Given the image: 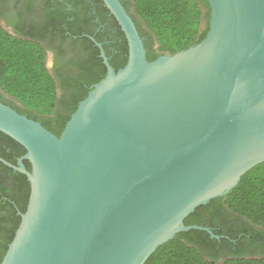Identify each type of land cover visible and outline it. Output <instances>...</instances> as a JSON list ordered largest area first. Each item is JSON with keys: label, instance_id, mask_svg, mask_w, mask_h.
Listing matches in <instances>:
<instances>
[{"label": "water", "instance_id": "obj_1", "mask_svg": "<svg viewBox=\"0 0 264 264\" xmlns=\"http://www.w3.org/2000/svg\"><path fill=\"white\" fill-rule=\"evenodd\" d=\"M127 40L57 136L0 101V131L30 193L0 264H143L184 218L264 162V0H207L198 43L149 61L120 0H101ZM27 159L28 170L23 163Z\"/></svg>", "mask_w": 264, "mask_h": 264}, {"label": "trees", "instance_id": "obj_2", "mask_svg": "<svg viewBox=\"0 0 264 264\" xmlns=\"http://www.w3.org/2000/svg\"><path fill=\"white\" fill-rule=\"evenodd\" d=\"M130 2L131 13L128 12L141 37H145L143 43L149 61L198 43L208 29L207 0ZM94 3L99 21L106 22L111 30L109 41L103 43L102 47L110 56V65L117 70L127 61V40L103 2L94 0ZM83 19L79 21L84 25L78 24L79 27L72 28L76 33H91L89 28L93 26ZM105 34H108V30L94 34L95 41L87 35L75 39L79 41L84 57L75 61L76 73L59 75L61 89L72 90L68 100L60 102L56 95V78L45 65L44 47L37 41L13 37L0 28V101L39 121L58 136L79 101L90 91V85L98 82L106 73L95 44L102 42ZM59 103L63 113L56 112L52 121L51 115ZM25 152L20 143L0 131L1 157L16 164L18 157ZM23 163L30 170L29 161L24 159ZM29 193L30 185L25 174L0 161V261L20 222L18 211L24 212L26 209ZM220 208L235 214L241 226L225 230L213 228L212 232L219 236L218 239L210 238L206 231L200 229L180 231L159 245L143 264H264V162L242 174L239 182L225 195L197 206L184 218V224L206 225L199 220L201 211L219 212ZM258 250H261L258 257H241L244 253ZM222 254L228 257L218 262Z\"/></svg>", "mask_w": 264, "mask_h": 264}, {"label": "flooded vegetation", "instance_id": "obj_3", "mask_svg": "<svg viewBox=\"0 0 264 264\" xmlns=\"http://www.w3.org/2000/svg\"><path fill=\"white\" fill-rule=\"evenodd\" d=\"M130 1L120 0L126 10L131 13ZM81 3L85 5L83 6ZM94 5V0H0V28L13 37L37 41L44 47L45 65L50 70L52 76L56 78V95L60 102L68 100V96L72 93V90L61 89L59 75L67 76L68 73H76L74 63L77 59L84 57L79 46V41H75V39L81 35H87L91 40H94V34L108 30V34L102 37V42H95V44L100 43L102 47V44L107 43L109 41L108 38L111 36V30L107 27V23L100 22L96 16ZM83 17V20L88 21L93 26L89 28L91 33L87 34L84 31L76 33L72 28L79 27L78 24L84 25L83 22L79 21ZM142 38L144 39L145 37ZM109 48L111 49V47ZM103 51L109 62L110 56L106 55L104 49ZM100 53L101 50L99 48V56L101 57ZM92 85H90V88ZM62 111L63 108L60 106V103L57 104L51 115L52 121L55 119L56 112L63 113ZM225 210L224 208H220V213L203 210L199 214V220L206 223V225L193 224L208 227L211 232L213 228L225 230L231 227H240L241 222L236 219L235 214L227 212V209ZM206 232L210 238H219L218 235H216L217 237H213L208 231ZM260 253L261 250L255 253L249 251L247 254H242L241 257H258ZM222 256L223 254L218 258V262L228 257Z\"/></svg>", "mask_w": 264, "mask_h": 264}]
</instances>
